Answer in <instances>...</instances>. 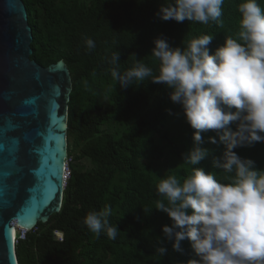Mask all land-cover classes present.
<instances>
[{
	"label": "trees",
	"instance_id": "trees-1",
	"mask_svg": "<svg viewBox=\"0 0 264 264\" xmlns=\"http://www.w3.org/2000/svg\"><path fill=\"white\" fill-rule=\"evenodd\" d=\"M22 1L33 34L31 59L43 67L63 61L70 72L65 106L71 163L60 211L17 241L18 263L187 264L194 258L188 240L182 243L183 253L173 251L170 243L165 255L157 251L161 227L171 220L154 209L160 199L156 185L170 174L182 181L193 167L212 171L225 183L231 174L213 168L211 156L200 165L185 164L181 154L192 148L194 130L176 115L181 110L170 101L166 85L148 78L122 89L113 81L109 61L118 51L121 72L139 61L158 75L159 61L151 49L161 35L170 46L182 48L193 38L213 35L209 48L214 51L226 37L236 35L240 0H224L222 27L159 20L154 13L161 0ZM258 3L264 8V0ZM86 37L95 42L94 49H87ZM182 121L180 139L173 133ZM205 146L217 157L224 150L223 145ZM235 151L264 169V143ZM86 159L89 168L74 164ZM106 205L112 209L110 222L121 230L115 239L103 232L97 236L83 223L89 211Z\"/></svg>",
	"mask_w": 264,
	"mask_h": 264
},
{
	"label": "clouds",
	"instance_id": "clouds-1",
	"mask_svg": "<svg viewBox=\"0 0 264 264\" xmlns=\"http://www.w3.org/2000/svg\"><path fill=\"white\" fill-rule=\"evenodd\" d=\"M223 3L161 0L154 15L162 21L222 27ZM237 10L236 35L214 51L209 48L213 35L193 38L184 48L170 46L163 35L155 38L151 55L159 61L158 75L139 61L121 72L118 51L109 61L113 81L122 89L148 78L166 85L170 101L180 107L176 115L194 130L192 148L181 154L185 164L200 165L211 156L213 168L231 174L225 183L214 172L193 167L182 181L170 174L156 185L160 199L154 209L171 220L161 227L157 251L165 255L170 243L173 251L183 253L182 243L188 240L194 258L187 264H264V169L235 151L264 143V8L258 0H240ZM85 45L95 48L91 38H85ZM206 144L224 150L217 157ZM66 151L68 157V141ZM111 215L106 205L89 211L83 223L93 234L115 239L121 230L110 222Z\"/></svg>",
	"mask_w": 264,
	"mask_h": 264
},
{
	"label": "water",
	"instance_id": "water-1",
	"mask_svg": "<svg viewBox=\"0 0 264 264\" xmlns=\"http://www.w3.org/2000/svg\"><path fill=\"white\" fill-rule=\"evenodd\" d=\"M32 42L24 2L0 0V264H19L13 222L31 229L63 201L71 76L32 60Z\"/></svg>",
	"mask_w": 264,
	"mask_h": 264
},
{
	"label": "built area",
	"instance_id": "built-area-1",
	"mask_svg": "<svg viewBox=\"0 0 264 264\" xmlns=\"http://www.w3.org/2000/svg\"><path fill=\"white\" fill-rule=\"evenodd\" d=\"M69 164H70V158L69 157H67V158H65V172H66V177H65V180H64V189H65V187H66V185H67V182H68V180H69V178H70V168H69ZM13 228H14V225H17V223L16 222H13ZM17 229H16V243H17V241L18 240H23V239H25V237H26V234L29 232V231H32V230H34V229H36V226L35 227H33V228H31V229H25V228H20L18 225H17V227H16ZM57 235H58V237H60L61 239H62V234H60V233H57Z\"/></svg>",
	"mask_w": 264,
	"mask_h": 264
},
{
	"label": "rangeland",
	"instance_id": "rangeland-1",
	"mask_svg": "<svg viewBox=\"0 0 264 264\" xmlns=\"http://www.w3.org/2000/svg\"><path fill=\"white\" fill-rule=\"evenodd\" d=\"M183 126H184V124H183V121L180 123V125H176L175 127H174V133H173V136L174 137H179L180 136V139H182L183 138V136H182V134H180L181 133V131L183 130L182 128H183ZM71 163V162H70ZM75 165H77V164H81V167H84V168H89V167H91V164H90V162L86 159V160H82V161H79V162H76V163H74ZM80 167V166H79Z\"/></svg>",
	"mask_w": 264,
	"mask_h": 264
},
{
	"label": "bare ground",
	"instance_id": "bare-ground-1",
	"mask_svg": "<svg viewBox=\"0 0 264 264\" xmlns=\"http://www.w3.org/2000/svg\"><path fill=\"white\" fill-rule=\"evenodd\" d=\"M61 67H62V65H60ZM66 126H65V130H66ZM66 139V138H65ZM65 155H66V153H65V151H64V157H65ZM63 176H64V180H65V177H66V172L64 171V168H63ZM37 222V221H36ZM36 222H33V223H28V222H26V221H24V220H18V222H17V225L20 227V228H25V229H27V228H30L31 226H33ZM17 225H14V242H15V237H16V227H17Z\"/></svg>",
	"mask_w": 264,
	"mask_h": 264
}]
</instances>
